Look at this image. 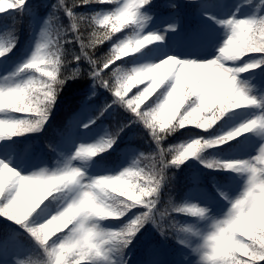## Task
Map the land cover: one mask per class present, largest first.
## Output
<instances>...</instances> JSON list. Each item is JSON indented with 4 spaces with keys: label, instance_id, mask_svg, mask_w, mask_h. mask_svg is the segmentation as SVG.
Here are the masks:
<instances>
[{
    "label": "clouds",
    "instance_id": "clouds-1",
    "mask_svg": "<svg viewBox=\"0 0 264 264\" xmlns=\"http://www.w3.org/2000/svg\"><path fill=\"white\" fill-rule=\"evenodd\" d=\"M10 2L16 0H0V10ZM81 3L111 7L76 11ZM53 5L56 16L50 15ZM226 7L225 14H230L217 24L224 38L212 45L214 54L209 50V58L201 59L205 53L192 51L183 59L168 55L156 62L160 53L152 46L162 43L163 37L148 31L154 17L151 0H139L135 16L123 11L121 0L51 3L27 59L8 71L7 79H0V112L10 117L0 118V157L6 154L14 161L13 137L41 132L63 86L75 78L91 79L95 88L110 92L115 105L142 127L147 134L144 143L152 147L136 154L135 167L130 163L116 174L104 175H91L90 170L93 158L115 143L113 127L105 140L60 153L26 175L0 158V192L9 184L17 190L11 212L29 219L52 198L50 218L26 233L33 249L8 256L7 264H129L130 252L125 250L146 224L187 249L183 264H264V119L251 118L222 134L165 146L169 137L186 128L210 133L234 110L264 107V87L255 82L253 71L264 73V0H231ZM68 9L71 14L63 15ZM61 14L66 22L57 18ZM17 24L3 34L11 35L13 42L0 41L2 58L15 45ZM106 44L108 51L98 54ZM76 55L86 66L72 63ZM125 57L138 63H116ZM138 85L146 86L129 98ZM12 113L27 115L13 118ZM246 134L258 139L255 155L220 159L209 154L241 143ZM45 146L52 148L47 142ZM193 157L205 168L230 172L241 181L231 202L222 196L227 207L220 216L208 203L176 200V172L169 169H179ZM133 209L134 215L118 226L105 225L106 220L120 221ZM177 216L192 221L182 223Z\"/></svg>",
    "mask_w": 264,
    "mask_h": 264
},
{
    "label": "trees",
    "instance_id": "trees-1",
    "mask_svg": "<svg viewBox=\"0 0 264 264\" xmlns=\"http://www.w3.org/2000/svg\"><path fill=\"white\" fill-rule=\"evenodd\" d=\"M53 2H55V0H26V6L29 8V12L19 17L15 45L8 54L7 59L0 57V60L8 62L17 59L22 55L24 48L31 39L33 17L37 15L45 17L49 11L51 3ZM208 2L213 5L216 3V0H208ZM200 3L190 2V0H151L150 10L154 13V17L166 15L171 12H174L175 14L177 13V15H179L180 28L185 34H188L191 30L197 31L200 28L201 20L198 17ZM171 4H175L176 7L171 8ZM110 7L111 6L109 5H79V8H77L76 11H99ZM59 19L62 22L67 21V17H64L62 14ZM9 24H11V20L7 18L6 13H0V40H3V34L8 30L7 26ZM109 47L110 45L106 44L98 54L107 52ZM134 62V58L125 57L116 63H129L130 66V64H134ZM81 64L82 66H86L85 62H81ZM90 87L93 88L91 79L75 78L67 81L59 93L52 113L41 132L29 133L21 137H13L16 141L15 153L17 155L22 154L27 148V145H30L35 150L39 148L42 151V155L50 163L51 159L56 157L55 146L59 142L64 141L67 134L70 132L71 127L69 126V122L81 109V101L85 97H90V103L92 105H99L102 102L106 103L111 99V95L106 90L98 87L95 88L94 95L89 94L88 91ZM157 95H159V92H157ZM152 99H155V97H152ZM150 102L151 100L148 101V103ZM141 107H144V105ZM128 119L129 114L115 105L111 111L106 110L100 118L94 121V126L91 124V127H105L106 132L109 133L114 124H119L120 122L126 123ZM223 122L224 118L218 122L215 129L210 133H204L193 128L181 130V132L176 135L169 137L165 142V146L179 145L198 136L206 137L211 134H218L217 129L221 127ZM146 138L147 134L138 123L127 124V127L120 132L117 142H115L107 152L100 153L93 159L101 167L114 169L120 164L125 149H132L133 157H135L139 151L150 150L152 145L150 142L148 144L144 143V139ZM240 139L242 142V137ZM45 142L52 145V148L50 149L46 147ZM240 144L241 143H234L231 148L225 146L223 149H212L209 150V154L220 158V155L229 152L234 148L236 149ZM169 171L176 172L174 193L178 202L188 199V192L193 187L195 176L199 178L200 185L204 186L213 198L218 195L215 187L217 185L228 184L231 177V174L227 171L205 168L204 165L200 163V160L195 157L189 158L179 167V169H169ZM51 199L52 198L49 197V200L44 203L51 201ZM132 211L135 213L136 209H133ZM177 219L182 223H188L187 221L192 220V218L186 216H177ZM123 220L124 218L122 217L120 218V221L106 220L105 222L118 226ZM5 223H8L6 219L0 217V228H2ZM13 227H15V225H13ZM58 235H62V233H58ZM4 240L5 237L3 233L0 232V244H3ZM17 240L18 243L21 244V249L19 250L18 255L31 251L34 247L31 240L25 239V234L23 233L18 234ZM125 251L126 254L130 252V255L128 256L129 264H152V261H155V259L156 262H158V258L160 259L158 264H182V257L184 256V253L187 252V249L173 239L162 238L151 227V225L146 224L136 234L132 243L129 245V248ZM88 264H91V262H88Z\"/></svg>",
    "mask_w": 264,
    "mask_h": 264
},
{
    "label": "rangeland",
    "instance_id": "rangeland-1",
    "mask_svg": "<svg viewBox=\"0 0 264 264\" xmlns=\"http://www.w3.org/2000/svg\"><path fill=\"white\" fill-rule=\"evenodd\" d=\"M230 2L231 0H216V3L212 5L213 7L207 13H202L200 10L198 13V17L201 20V25L200 28L198 29L199 31L193 30L189 32V35H185L184 37H183V31L182 29H180V20H179V15H177V13L175 14L174 12L173 13L171 12L161 17H153V21L148 31L154 32L158 35H163V42L162 43L157 42V44L153 45L152 47L158 48V46H166V50L168 52L182 54L179 56L181 59L185 58V54L190 53L192 51H199L205 53V55L202 56H206L209 50H211V54H214V49H212V45L217 44L223 40L224 38L223 29L220 26L216 25L213 21H210L208 17L215 16L219 18L223 16L226 12L229 11V9L226 7V4ZM43 18L44 16L41 17L39 15L33 17L32 19L33 29L30 36L31 39L24 48V51L21 56H19L17 59L8 62H3L2 60H0V77L5 76L7 72L10 71L15 65L27 59V57L33 50L35 40L37 38V34L39 32ZM170 23H175L176 27L171 31H168V24ZM0 38H1V34H0ZM166 58L167 56H162L160 54L156 62H160V60ZM134 63H138V62L135 61ZM253 71L257 72V75L255 77V82H257L262 87H264V73H260L258 70H253ZM244 75H248V73ZM145 86L146 85H138L137 88H134L132 90V91L136 90L135 92L131 91L128 93V97L130 98ZM88 92L89 94H92L93 88L90 87ZM258 112H259V107L248 106L246 108L234 110L233 112L226 114V116L224 117V122L222 123L221 127L217 129V133L222 134L229 130H233L237 126L247 122L249 119L255 118ZM25 115L27 114H18V113L11 114L13 118H22ZM0 118H3V116L0 115ZM106 133L107 132L105 130V127L94 128L91 127V124L88 125V128H81V130L78 132L71 128L65 140L59 142L55 146L56 157L60 153L67 154L71 152L79 145H88L95 143L101 137L105 136ZM69 136L73 137L76 140L75 145L71 149L66 144V140ZM257 146H258V139L251 134H246V137H242L240 148L234 151L230 150L231 152H228L224 155H220V158L226 159L230 154H241L245 157L252 156L256 154L255 149ZM38 152L39 151L37 150L35 151L34 148H32V146L27 145V148L24 150V152H22V154L19 155H17L16 153L14 154L13 160L16 163L13 166L16 167L17 165H19L23 174L26 175L32 168L39 166L41 163L49 162L43 158L44 156L42 155V152L40 153ZM133 158L134 157H133L132 149H125L123 151L120 164L117 165L114 169L101 167L95 162L90 170V174L91 175L116 174L124 167L130 165L131 160ZM229 174H231L232 176L230 177V181L228 182V184L217 185V186H226V190L229 192V195L231 197H235L240 192L241 181L237 180L232 173L229 172ZM193 182H194L193 187L188 192L187 201H192V202L198 201L201 203H208L212 206L213 211L217 216L222 215L227 207L226 201H224L219 196V194L213 198L209 194L208 190L204 186L200 185V181L197 176H195ZM49 202L50 201L46 202L45 205L49 204ZM41 207L43 208L44 205H42ZM35 216L36 214H33V216L29 217V220L34 219ZM191 221L192 220L187 222H191ZM104 223L108 227H116V225L114 224H110L107 222ZM202 227H204V225H202ZM18 245L20 250L21 244L18 243ZM185 254H187V252H185L184 255ZM159 262L160 259L158 258L157 264Z\"/></svg>",
    "mask_w": 264,
    "mask_h": 264
},
{
    "label": "snow or ice",
    "instance_id": "snow-or-ice-1",
    "mask_svg": "<svg viewBox=\"0 0 264 264\" xmlns=\"http://www.w3.org/2000/svg\"><path fill=\"white\" fill-rule=\"evenodd\" d=\"M122 9L124 12L135 16L137 14V10L139 8V0H121ZM84 4L81 3V6ZM213 6L208 2V0H201L200 3V10L202 13H207ZM29 12V8L26 6V0H16L15 3H9L8 6L2 10H0V13H6L7 18H9L12 22V26H7V32L10 33L14 30V25L16 22L19 21V17L24 15L25 13ZM56 8L55 5H53V11L50 13L52 16H56ZM71 10H66L63 15H70ZM230 14V13H228ZM228 14H224L223 16L217 18L215 16H209L208 19L210 21H213L216 25L220 23L221 20H225L227 18ZM59 19V17H57ZM176 27L175 23L168 24V31H171ZM44 33H41V39L44 38ZM163 37V35H160ZM7 40L8 43L13 42V38L11 35L5 34L3 40ZM2 41V40H0ZM72 44L75 43V41L71 42ZM65 46H68V42H65ZM14 47V46H13ZM12 47V48H13ZM157 51L162 56H168V55H175L180 56L182 54L180 53H172L168 52L166 50V46H158ZM201 59H207L209 57L207 56H201ZM7 59V58H6ZM25 60L21 61L20 63H23ZM81 62V58L79 55H76V57L73 59V64H79ZM93 61L89 60V64H92ZM19 64V63H18ZM17 64V66H18ZM99 67V65H97ZM111 69H107V71H110ZM76 74L73 73V76ZM93 76H95V73H93ZM0 79H7V77L2 76ZM3 86L0 85V88ZM6 91H12V89H7ZM110 95L111 93L108 92ZM95 94V86H93V92L92 95ZM115 106V103L112 101V98L108 102H102L99 105H92L90 103V97H85L81 101V110L79 113H77L69 122V126L74 129L75 131H80L81 128H88V125L92 124L94 126V121H96L98 118H100L106 110L111 111L112 108ZM23 114V113H18ZM0 115L3 116V118H10L8 113L0 112ZM256 117H259L261 119H264V107H259V112L256 115ZM136 123L135 120L129 115V119L127 122H120L119 124L113 125V130L111 135L116 137L115 142H117V138L125 127H127V124H134ZM118 133V134H117ZM109 136V133H106L105 136L101 137L97 142L105 140L106 137ZM76 143V140L69 136L66 140V144L71 149ZM52 147V146H51ZM174 150V149H173ZM136 156V155H135ZM243 155L241 154H230L226 159H238L242 158ZM4 159L6 163H10L12 167L16 163L15 161H12L6 154L3 157H0ZM132 166L135 167L137 161L132 160L131 161ZM18 171H20L19 165L15 167ZM216 191L218 192L219 196L222 198V196H228L229 202H231V196L229 195V192L226 190V186H216ZM16 196H17V190L15 184H9L6 185L4 190L0 192V211H3L5 215H0V217H3L6 219L8 223H5L2 228H0V232L3 233L5 240L3 244H0V264H7V257L10 255H18L19 253V245H18V234L23 233L25 234V239L27 238V231H30L32 227L36 224L44 222L46 219L50 218V212L51 209L49 205H45L44 210L37 213L35 218L32 220L24 219V215L22 213H13L10 211L12 206L16 203ZM134 215L133 211H130L124 219H129ZM15 225V227H13ZM19 230V231H18ZM152 264H157L156 261H152Z\"/></svg>",
    "mask_w": 264,
    "mask_h": 264
}]
</instances>
